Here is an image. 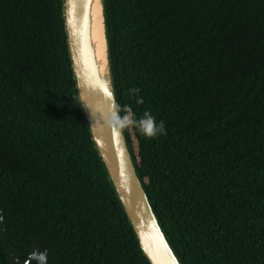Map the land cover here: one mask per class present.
<instances>
[{
  "label": "trees",
  "instance_id": "1",
  "mask_svg": "<svg viewBox=\"0 0 264 264\" xmlns=\"http://www.w3.org/2000/svg\"><path fill=\"white\" fill-rule=\"evenodd\" d=\"M62 6L0 0L10 245L22 261L36 241L49 264H149L85 122ZM104 12L117 103L164 124L124 131L179 260L264 264V0H104Z\"/></svg>",
  "mask_w": 264,
  "mask_h": 264
},
{
  "label": "water",
  "instance_id": "2",
  "mask_svg": "<svg viewBox=\"0 0 264 264\" xmlns=\"http://www.w3.org/2000/svg\"><path fill=\"white\" fill-rule=\"evenodd\" d=\"M92 0H63V21L75 88L92 142L138 245L149 264H182L155 215L139 178L124 128L111 123L117 103L107 42L108 79L101 77L90 46L89 9ZM0 231L10 264H49L48 251L33 242L26 260L11 247L0 211Z\"/></svg>",
  "mask_w": 264,
  "mask_h": 264
},
{
  "label": "bare ground",
  "instance_id": "3",
  "mask_svg": "<svg viewBox=\"0 0 264 264\" xmlns=\"http://www.w3.org/2000/svg\"><path fill=\"white\" fill-rule=\"evenodd\" d=\"M90 46L101 77L108 79L107 42L101 0H92L89 9Z\"/></svg>",
  "mask_w": 264,
  "mask_h": 264
},
{
  "label": "clouds",
  "instance_id": "4",
  "mask_svg": "<svg viewBox=\"0 0 264 264\" xmlns=\"http://www.w3.org/2000/svg\"><path fill=\"white\" fill-rule=\"evenodd\" d=\"M135 92L136 90H131ZM125 111V115L121 116L120 112ZM110 121L113 124L118 125L121 129L127 127L128 125H134L141 132L142 135L146 137H155L157 134H164V124L163 122L157 123L155 117L151 116L149 113H145L144 117L141 119H135L134 114L125 108H121L119 104L115 105L113 114L110 117Z\"/></svg>",
  "mask_w": 264,
  "mask_h": 264
}]
</instances>
